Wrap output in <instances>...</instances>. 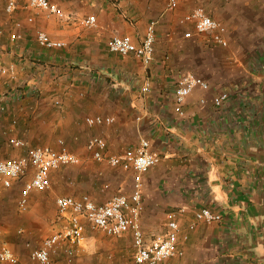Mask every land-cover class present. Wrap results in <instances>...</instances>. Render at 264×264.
Masks as SVG:
<instances>
[{"label": "crops", "instance_id": "obj_1", "mask_svg": "<svg viewBox=\"0 0 264 264\" xmlns=\"http://www.w3.org/2000/svg\"><path fill=\"white\" fill-rule=\"evenodd\" d=\"M6 1L0 0V64L15 67L0 74V159L25 152L8 142L13 136L54 148L62 139L80 161L51 170L50 187L30 192L18 222L23 229L13 223L15 211L0 209V232L21 228L20 238L36 247L67 223L56 211L57 195L88 194L101 203L115 192L130 193V171L95 161L85 143L96 134L106 142L105 153L120 154L145 138L160 160L142 174L139 224L149 240L174 219L182 250L160 264H264V0H178L172 10L167 0H50L64 19L20 6L9 14ZM194 6L225 26L226 46L207 34L184 37L193 24L179 19ZM90 14L95 25L79 23ZM151 20L152 61L107 48L113 35L129 34L139 43ZM37 29L64 45H40ZM12 31L21 37L11 40ZM183 73L205 78L209 88L193 90L178 117L173 91ZM221 90L228 96L214 106ZM92 115L113 121L90 126L84 118ZM204 206L221 220H196L194 212ZM81 221L83 239L58 243L51 264H132L130 231L108 236Z\"/></svg>", "mask_w": 264, "mask_h": 264}, {"label": "built area", "instance_id": "obj_2", "mask_svg": "<svg viewBox=\"0 0 264 264\" xmlns=\"http://www.w3.org/2000/svg\"><path fill=\"white\" fill-rule=\"evenodd\" d=\"M178 4V0H167L166 9L172 10ZM28 8L44 16H55L59 19L65 18V13L57 4L50 0H22L19 5L17 0H7L4 6L5 12L11 14L18 7ZM28 23L33 21V16L26 17ZM180 23L192 22V29L186 30L184 37L193 34H207L213 43L226 46L225 26L218 20L212 18L201 6H194L184 12ZM84 26H93L96 23L95 15L90 14L79 19ZM18 24V23H17ZM156 21L151 20L142 35L141 41L135 43L129 34L113 35L106 41L110 51L127 55L133 54L142 59L145 63L153 60L155 42ZM21 35L14 31L10 32L9 38L15 40ZM36 41L45 47H62L64 42L48 35L44 30L37 29L35 32ZM14 64L1 65L0 74H10ZM147 84L141 87L142 91L147 89ZM209 82L192 73H183L175 82L173 91V109L178 117L185 115L186 98L195 89L207 90ZM228 96L226 90L217 92L212 97L214 106H219ZM202 104L205 98L199 100ZM59 104V100H54ZM86 124H109L113 121L112 116L92 115L85 116ZM8 142L15 147H25V152L14 158L0 159V185L9 188L14 183L21 182L18 188L16 205L19 211L28 209V197L32 190L44 191L50 185V171L61 166L78 164L79 157L70 151L62 139H58V147L50 145L31 146L24 138L10 137ZM105 140L96 134L90 136L85 147L98 161H106L109 165L119 166L129 170L132 176L130 193L115 192L110 198L101 203L94 202L88 194L79 197L74 195H57L54 199L56 211L66 218V225L55 232L44 236L41 243L36 247L29 248L28 257L33 264H51V253L55 251L58 243L69 240L79 242L84 237L83 217L90 227L99 229L108 236H119L130 231L132 237V264H160L163 260L182 254L177 247L178 224L174 219L168 220L163 233L154 235L146 240L139 224V211L142 193V174L149 167L154 166L160 155L149 149V141L145 138L139 139L134 148H127L120 154L105 153ZM30 174L29 178L24 177ZM196 220L215 222L222 218L220 212H214L208 207H201L194 212ZM193 224H191L192 226ZM19 233L22 232L20 228ZM28 245V243H27ZM72 254L73 251L68 252ZM0 262L5 264H17L19 257L7 242H0Z\"/></svg>", "mask_w": 264, "mask_h": 264}, {"label": "rangeland", "instance_id": "obj_3", "mask_svg": "<svg viewBox=\"0 0 264 264\" xmlns=\"http://www.w3.org/2000/svg\"><path fill=\"white\" fill-rule=\"evenodd\" d=\"M17 186L18 185H13L9 188H2L0 186V193L6 194V195H4V201H2L0 203V209L1 210L5 209L6 211L8 210L10 212L15 211L17 215H16V217H13V223L15 221L16 226L21 227L23 229L24 228L23 224H20L18 222H23L21 215H24L27 211L21 212L18 210L17 205L15 206L13 198H14V196H16V191L18 190ZM6 189H8V190H6ZM16 208H17V210H16ZM17 227H15L13 229L11 234L0 232V242L6 241L18 253L17 255L19 257V262L17 264H33V262H31V260L28 257L29 248L33 247L32 246L33 242L29 241V240L25 241V240H23V237L20 238V236L24 235L25 232L23 230V233H21L22 235H20L16 231ZM27 243H28V245H27ZM14 245H15V247H14ZM0 264H5V263L0 262Z\"/></svg>", "mask_w": 264, "mask_h": 264}]
</instances>
